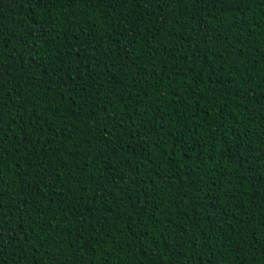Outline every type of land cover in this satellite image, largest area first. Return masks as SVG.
<instances>
[{"label":"trees","instance_id":"16d2710c","mask_svg":"<svg viewBox=\"0 0 264 264\" xmlns=\"http://www.w3.org/2000/svg\"><path fill=\"white\" fill-rule=\"evenodd\" d=\"M0 264H264V0H0Z\"/></svg>","mask_w":264,"mask_h":264},{"label":"snow or ice","instance_id":"6c2138e0","mask_svg":"<svg viewBox=\"0 0 264 264\" xmlns=\"http://www.w3.org/2000/svg\"><path fill=\"white\" fill-rule=\"evenodd\" d=\"M76 3H79V0H76Z\"/></svg>","mask_w":264,"mask_h":264}]
</instances>
